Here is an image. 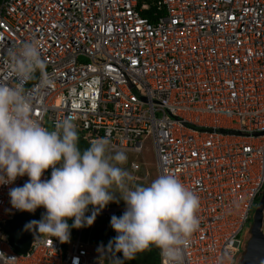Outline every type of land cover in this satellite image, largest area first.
<instances>
[{"label": "built area", "instance_id": "1", "mask_svg": "<svg viewBox=\"0 0 264 264\" xmlns=\"http://www.w3.org/2000/svg\"><path fill=\"white\" fill-rule=\"evenodd\" d=\"M33 41L53 81L35 97L43 126L75 114L88 143L150 152L200 199L184 264H239L264 191V0H0V80L9 51ZM28 179L0 185V264H109L90 240L123 215L112 205L66 249L38 233L26 254L13 248L6 227L23 211L9 190Z\"/></svg>", "mask_w": 264, "mask_h": 264}, {"label": "clouds", "instance_id": "2", "mask_svg": "<svg viewBox=\"0 0 264 264\" xmlns=\"http://www.w3.org/2000/svg\"><path fill=\"white\" fill-rule=\"evenodd\" d=\"M52 83L37 42L9 51L5 80H0V185L27 176L22 187L9 190L12 207L29 213L46 209L40 220L25 227L44 243L51 238L69 243L71 228L92 226L104 208L119 202L118 195L126 209L111 217L117 235L108 250L132 260L155 246L163 264H184L200 227L198 195L168 173L148 186L135 184L123 167L126 153H113L107 139H95L81 151L75 114L58 120L52 130L43 126L35 97ZM48 169L51 178L42 179ZM89 206L91 214L86 215ZM224 259L231 262V254Z\"/></svg>", "mask_w": 264, "mask_h": 264}, {"label": "water", "instance_id": "3", "mask_svg": "<svg viewBox=\"0 0 264 264\" xmlns=\"http://www.w3.org/2000/svg\"><path fill=\"white\" fill-rule=\"evenodd\" d=\"M42 218L41 210L38 208L35 213L23 212L16 216L6 227L13 248L26 254L32 244L34 232L25 226L33 220ZM264 191L262 193L259 206L254 215V223L251 230V238L247 244L240 264H264Z\"/></svg>", "mask_w": 264, "mask_h": 264}, {"label": "trees", "instance_id": "4", "mask_svg": "<svg viewBox=\"0 0 264 264\" xmlns=\"http://www.w3.org/2000/svg\"><path fill=\"white\" fill-rule=\"evenodd\" d=\"M79 134V147L81 151L87 149L90 146L86 140H84V133L77 129ZM92 206H89V212L86 215H90V210ZM69 224H72V220L68 221ZM111 224V220L108 221ZM84 234L85 239L90 232L91 226H85L80 228ZM71 237L74 236L76 232V228H71ZM117 235L114 229L109 231H102V230H93L91 233V243L92 244H101L103 243L107 248V262L111 264H160V250L155 246H152L149 250H145L143 252H139L136 254L135 258L132 260H124L122 253H113L111 250H108L109 242ZM64 248H67L68 243H63Z\"/></svg>", "mask_w": 264, "mask_h": 264}, {"label": "rangeland", "instance_id": "5", "mask_svg": "<svg viewBox=\"0 0 264 264\" xmlns=\"http://www.w3.org/2000/svg\"><path fill=\"white\" fill-rule=\"evenodd\" d=\"M49 129L51 130L50 126H49ZM148 153L149 154L145 155V159H142L140 156H137L135 154L126 153L127 163L125 165H123V167L132 174V176L134 177L133 182L135 184L148 186L158 176V173H157L155 165H154V160H153L154 157L151 155L150 152H148ZM144 161L147 162L149 164V166H147V168H146V166L142 167V170L139 173H133L132 169H131V163L132 162H140L142 164ZM260 199H258L256 201L255 206L252 209V216L253 217L247 223V225L244 229V232L242 234V239L246 244H248V242L251 238V230H252V226L254 223V215H255V212L257 210V207L259 206ZM117 200L119 201L118 203L112 202L109 205H112L113 207H115L117 209H122L123 211H125V209H126L125 202L122 199H120L118 195H117ZM45 212H46V209H43L42 214H44ZM9 224H10V222L7 224V227ZM263 231H264V223H263ZM241 260H242V258L239 260V264H240ZM109 264H111V263H109Z\"/></svg>", "mask_w": 264, "mask_h": 264}]
</instances>
